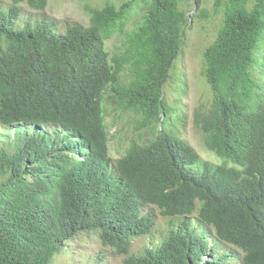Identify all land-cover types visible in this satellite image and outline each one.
Returning <instances> with one entry per match:
<instances>
[{"label":"trees","instance_id":"obj_1","mask_svg":"<svg viewBox=\"0 0 264 264\" xmlns=\"http://www.w3.org/2000/svg\"><path fill=\"white\" fill-rule=\"evenodd\" d=\"M6 1L8 18L0 16V141L11 144L17 157H0V264H54L53 257L63 244L78 233L90 231L96 233L101 246L126 255L115 217L103 210L105 200L101 199L98 180L86 178L74 188L69 186V197L63 200L60 185L67 175L69 156L41 143L30 153L34 160H29L27 154L19 155L21 138L17 132L11 136L19 123L59 125L65 135V131L80 133L84 144L87 141L102 154L109 143L106 109L131 114L141 130L154 128L160 121L163 126L172 109L164 101L162 90L185 47L184 38L192 30L190 18L182 9L189 0H133L119 8L111 3L101 9L86 8L88 27L71 25L63 35L57 33L55 24L42 21L14 32L10 20L20 17L18 6L43 11L48 0ZM202 2L192 1L197 5ZM212 7L214 13L220 12V27L202 52L200 65L211 101L193 112L192 122L203 133L210 151L238 164V156L264 148V63L259 66L258 77L251 71L256 53L264 45V0H213ZM133 9L140 11L141 22L125 34L124 53L109 57L103 42L115 33L123 34L126 21L135 15ZM193 18L203 26L208 16L201 10ZM21 73L26 74V82L17 84ZM173 104L177 108L176 102ZM177 119L182 126L184 117ZM83 151L105 170L93 151ZM113 151L119 155V179L114 182L123 190L132 186L147 189L151 179H159L154 172L175 160L197 162L188 147L164 134H155L144 146L130 142L126 147L114 146ZM73 152L79 159V153ZM243 175L241 178L239 173L225 170L213 179L230 223L213 221L210 214L216 212L204 205L199 209L198 219L212 224L217 241L232 251L224 253L221 264H264L263 159ZM126 192L134 195L132 190ZM139 195L144 203L165 209L162 216L174 217L169 209L176 204L171 199L161 193ZM177 196L189 205L195 199L202 201L205 193L200 183L191 182L181 186ZM87 197L93 201L92 216L87 222L76 220L77 210ZM136 200L140 198H127L129 202ZM193 210L190 206L178 213L190 215ZM144 218L151 223L150 217ZM194 249L195 243L185 244L172 237L155 251L159 257L155 264H182ZM151 260V255H131L123 264Z\"/></svg>","mask_w":264,"mask_h":264},{"label":"clouds","instance_id":"obj_2","mask_svg":"<svg viewBox=\"0 0 264 264\" xmlns=\"http://www.w3.org/2000/svg\"><path fill=\"white\" fill-rule=\"evenodd\" d=\"M21 6H25V5H21ZM21 6H18L21 11L20 17L22 15ZM27 8L30 9L29 7ZM43 11H37V12H43ZM88 20H89V16H88ZM41 21L47 24L54 25L53 21L46 22L44 19ZM72 25H76V24H72ZM69 26L71 25H68L67 28ZM11 29L14 32H16V30H14L13 28ZM57 33L60 35L64 34V33L61 34L58 31ZM104 43L105 42H103V47L104 50L106 51ZM106 53L108 54L107 51ZM109 57L111 56L109 55ZM5 70H3L2 73H4ZM25 75L26 74L21 73L17 78V80L15 81V83L17 84L25 83L27 79V76ZM107 111L110 113L113 112L112 110L110 111V109H106V111L104 112V122L106 128L105 130L109 137V143L106 147L111 148L110 156L104 155L106 152V148L102 154H98L89 146L87 141L84 144V141L82 139L83 136L80 133L73 134L70 131H65L67 132V134L65 135L63 133L64 130L59 125H54L52 127L49 124H40V125H29L25 123H19L17 125L13 124L15 130L12 132L11 138L13 137L15 132H17V134L21 138L19 155L25 153L27 154L28 159L32 161L34 159L30 156V153L33 150H35L36 147H38L41 143H44L46 146H48V148L54 147L62 156L63 155L69 156V161L67 162V175L63 183H61L60 185L63 200L69 197L68 192H66L69 186L71 188H74L75 186H77V184H80L86 178H94L98 180L99 183L98 188L102 193L101 199L105 200V205L103 210H105V212H107L108 215L115 217L116 229L121 235V248L125 252L128 251V254L120 255L116 252L115 249L109 247L108 245L101 246L100 242L97 240L96 233L92 231H90V234H88L87 232V233H78V235L85 237H90V236L93 237L99 248L108 249L112 254L121 258L120 264H123V262L131 255L141 258H146L151 255L153 257V260L145 261L143 264H155L159 259L155 251L158 249V247H160V245L165 240H168L172 237L177 238L179 242L185 244H189V243L196 244V249L191 251L186 256L182 264H221V260L222 257H224V253L228 251L232 253V251L229 248V246L223 245L217 241V239L215 238V232L217 231L212 224H209L208 226L198 219L199 209L202 205H204L208 211L216 212L215 214L212 213L210 214L213 216L212 217L213 221L217 223H225V224L230 223L226 211L224 199L220 194V192L218 191V189L214 186L213 179L217 173L225 170H232L234 172H237L241 175V178H244L243 175L244 171L250 170L251 172L252 168L258 163L259 158H262L264 162V148H256L249 155L238 156L236 160L237 163L239 164L238 165L232 162L231 160L220 157L216 155L214 152L210 151L205 145L203 133L201 132V130L199 131L194 127L200 134L201 142L205 151L207 153L209 152L208 154L211 153L215 157L224 161L222 164H220L212 156L215 161L212 164H210L208 162L201 161L198 154L188 144L184 143L181 140V135L178 132V130L177 132L180 135L181 141H179L174 135L165 133L163 131V126H161V121L154 128H150L148 130L147 129L141 130L137 128L135 124V119L132 117L131 114L122 113V112L113 113V114L114 115L127 114L129 116V119L133 122L135 126V131L139 133V137L142 134H148V133L149 136L147 137L146 142L142 145L135 143L132 140H129L124 145L117 138H115L116 142L113 143L112 140L114 137L110 134L109 127L105 120V117L108 115ZM177 113L178 112H176L177 118L184 117L181 115L179 116V114ZM159 116L160 117L162 116L161 111ZM155 134L156 135L164 134V135L172 136L174 139H176L177 142H179L181 145L188 147L194 153V155H196L197 162H192L190 160H181V161L175 160L172 164H170L166 168L154 172L158 175L159 179L158 180L151 179V183L147 189H144L143 187H139V186H132L124 190L119 189L114 182V180L119 179L118 167H117V161L119 160V155L113 151L114 146L121 145L122 147H126L130 142L140 146H144L153 139V136ZM69 141L72 142V145L68 144ZM74 142L75 144L80 146L79 149L76 148ZM85 148L93 151L94 155L98 156V158L102 161L105 170L95 162L93 157L85 154V152L83 151ZM73 149H75L77 153H79L78 156L79 159L73 152ZM4 154L11 155V157L13 158L17 157V155L13 152L11 144L2 143V141H0V157H3ZM109 158L112 160L116 159V163L114 165L112 164V167L114 166L117 167L116 172H114L112 168L109 166L108 164ZM228 164H231L233 167H228ZM188 175L189 177L192 178H188L187 177ZM191 182L200 183L201 189L205 193V198L202 201L198 199H195L194 201H189L188 203L189 205H185L178 198L177 192L179 191L181 186ZM2 183L3 181L0 182V184ZM129 190H132V192H134V195L133 193L126 192ZM140 193L151 194L153 196H157L161 193V196L165 197L166 199L168 198L171 199L176 204L175 208L169 209L173 212L174 217L162 216L161 212L164 211L165 209L159 210L154 205L152 206L151 204L144 203V200L139 195ZM134 196H138L140 200L139 201L136 200L133 202L127 201V198L132 199ZM138 202L140 203L142 202V204L144 205V211H141L142 209L140 208ZM190 206L194 207V210L190 215H186L185 213H178L184 211L185 208ZM93 209L94 206L92 199L90 197L85 198L77 210L76 220L87 222L92 216ZM153 210L156 211L157 216L159 218L165 220L166 231L161 236L158 243L152 244L151 247L144 248V250H142L139 254H134L131 252L133 241L144 237L146 238L150 237V235L155 229V216L152 212ZM136 211H139V216H137L138 212ZM147 216L151 218V223L144 220L146 219L144 217ZM200 216H202V214ZM199 230L206 232V234L208 235L201 233V231ZM209 232H211L212 235ZM77 237L72 236L71 241L69 240L68 244L66 245L63 244V246L61 247L62 249H59V253L56 256H54L53 259L55 260V259H60L62 257H68L70 255L68 246ZM147 252H149L150 254L147 255Z\"/></svg>","mask_w":264,"mask_h":264},{"label":"rangeland","instance_id":"obj_3","mask_svg":"<svg viewBox=\"0 0 264 264\" xmlns=\"http://www.w3.org/2000/svg\"><path fill=\"white\" fill-rule=\"evenodd\" d=\"M189 0L188 6L182 9L190 18L192 30L186 34L185 47L179 53L177 60L170 72V77L166 80L164 86L163 97L166 104L170 105L172 113L170 119L166 120L163 125V131L174 135L179 141L188 144L200 157L201 161L212 164L215 160L222 164L224 161L215 157L213 154H208L201 142V137L198 131L192 124V114L199 109L200 105H206L211 101V93L200 72L201 54L213 42L217 31L220 27V12L214 13L212 7L213 0H203L200 4L192 3ZM133 0H48V4L43 12L32 11L26 6H21L22 15L19 18L11 19L12 28L16 31L22 30L25 25L31 27L41 20L46 22H54L58 32L63 34L68 25L76 24L84 28L88 26V14L86 8L101 9L106 3H111L116 8H119L124 3H130ZM8 2L0 0V16L8 18L6 8ZM204 10L208 19L203 23V26L198 24L193 16ZM132 17L127 20L123 29V34L115 33L110 39L104 43L105 49L110 56L121 55L125 51L127 41L125 34L130 33L141 22V13L137 9L131 11ZM192 17V19H191ZM196 26V27H195ZM264 63V45L256 53V65L251 69L256 77H258L259 66ZM177 80L176 84L174 82ZM126 79L122 78V82ZM184 83L182 87L180 84ZM208 88V89H207ZM177 89V91H176ZM165 92V93H164ZM174 92V93H173ZM176 92V94H175ZM166 96V97H165ZM176 102V106L173 104ZM177 114L184 116L182 126L177 124ZM105 117L109 127L110 134L114 137L113 143L117 138L122 144H126L132 140L138 144L146 142L148 134H142L135 131L133 122L127 114L114 115L107 111ZM177 128V129H176ZM181 140H180V135ZM157 133V131H156ZM111 153V148L106 147L105 156ZM213 156V157H212ZM116 163V159H108V164L114 172L117 167H112ZM218 164V165H220ZM228 167H233L228 164ZM141 211H144V207ZM155 216V229L150 237L140 238L133 241L131 252L139 254L144 248L151 247L152 244L159 242L161 236L166 231L165 220L159 218L155 210L152 211ZM206 234V232L201 231ZM208 235V234H207ZM209 237V236H207ZM70 255L55 259L54 264H120L121 258L112 254L108 249H101L97 246L93 237L79 236L74 239L68 246ZM238 257L239 252L233 251ZM236 262V261H235ZM238 264V262H236Z\"/></svg>","mask_w":264,"mask_h":264},{"label":"bare ground","instance_id":"obj_4","mask_svg":"<svg viewBox=\"0 0 264 264\" xmlns=\"http://www.w3.org/2000/svg\"><path fill=\"white\" fill-rule=\"evenodd\" d=\"M44 56H45V55H44ZM47 59H48V58H47ZM19 62H20V61H19ZM35 68H36V67H35ZM48 72H49V71H48ZM50 74H51V73H50ZM59 80H60V79H59ZM34 93H35V92H34ZM7 109H8V108H7ZM7 109H6V110H7ZM20 109H21V108H20ZM2 112H3V111H2ZM6 112H7V111H6ZM26 112H27V111H26ZM21 114H22V113H21ZM21 114H20V115H21ZM30 114H31V113H30ZM24 115H25V114H24ZM38 115H39V114H38ZM40 118H41V117H40ZM39 120H40V119H39ZM38 123H39V122H38ZM99 160H100V159H99ZM143 207H144V206H142L141 209H142Z\"/></svg>","mask_w":264,"mask_h":264}]
</instances>
